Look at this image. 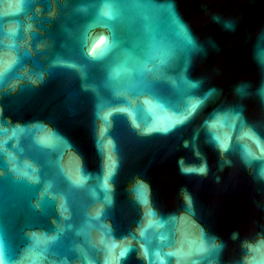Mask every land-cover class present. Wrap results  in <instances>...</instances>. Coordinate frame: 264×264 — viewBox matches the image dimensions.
Returning <instances> with one entry per match:
<instances>
[{
  "label": "water",
  "instance_id": "water-1",
  "mask_svg": "<svg viewBox=\"0 0 264 264\" xmlns=\"http://www.w3.org/2000/svg\"><path fill=\"white\" fill-rule=\"evenodd\" d=\"M0 264H264V0H0Z\"/></svg>",
  "mask_w": 264,
  "mask_h": 264
}]
</instances>
